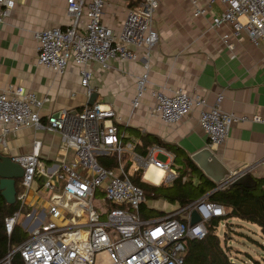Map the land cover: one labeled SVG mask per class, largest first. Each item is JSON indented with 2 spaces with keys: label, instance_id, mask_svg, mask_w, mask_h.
I'll list each match as a JSON object with an SVG mask.
<instances>
[{
  "label": "built area",
  "instance_id": "2783aa9c",
  "mask_svg": "<svg viewBox=\"0 0 264 264\" xmlns=\"http://www.w3.org/2000/svg\"><path fill=\"white\" fill-rule=\"evenodd\" d=\"M62 1L69 22L64 28L33 33L34 63L57 75L75 66L86 96L90 94L91 78L87 64L95 63L104 69L110 61L134 62L139 58L133 50L140 51L141 58L146 59L158 42L153 17L161 0H134L135 5L125 11L117 29L101 22L108 0ZM183 1L190 5V19L210 17L206 32L226 28L219 40L229 52L233 51L234 42L245 40L253 47L264 43V0ZM213 4L219 7L218 13L212 11ZM12 7L11 0H0V23ZM146 81L144 63L135 80L132 109L139 108ZM150 96L153 105L148 110L149 116L165 125H175L197 110V125L209 147L222 145L235 123L248 120L264 126V116L245 118L222 111L221 95L209 107L196 90L188 93L175 88L168 93L150 92ZM46 102V98H38L18 86H8L0 93L1 145L4 146L9 134L29 127L59 136V158L50 166L39 159V142L32 144L29 154L11 157L22 169L21 191L15 192L18 208L4 218L3 230L8 237L14 226L21 223L28 234L0 264H10L13 253L18 254L21 264H94V254L99 251H105L110 264H181L185 240H201L210 219L224 217L223 207L204 195L159 217L140 219L139 205L144 202V195L129 181L128 171L131 167L132 175L141 171V181L151 184L142 177L152 166L163 172L159 184H171L177 177L173 155L167 154L168 161L160 162L153 154L161 152L157 146L144 156L134 152V144L124 141L118 132L114 122L120 118L108 105L93 102L78 111L64 108L50 111L42 122L39 111ZM68 153L70 161L65 159ZM98 158L102 162L112 160L115 166L103 167ZM247 172L246 169L229 174L214 191L231 185ZM32 188L39 206L27 211V192ZM96 191L103 195L101 202L109 205L105 220L99 219L91 203ZM193 211L199 221L190 225Z\"/></svg>",
  "mask_w": 264,
  "mask_h": 264
},
{
  "label": "crops",
  "instance_id": "0c3cea01",
  "mask_svg": "<svg viewBox=\"0 0 264 264\" xmlns=\"http://www.w3.org/2000/svg\"><path fill=\"white\" fill-rule=\"evenodd\" d=\"M11 1L13 7L0 23V93L8 86H18L38 98H46L48 102L39 111L42 122L50 111L63 108L78 111L87 106L88 96L79 85L75 66H69L63 75H57L34 63L32 35L44 29L67 26L69 17L64 2ZM134 5V0H108L101 22L117 29L125 11ZM211 9L219 12L215 4ZM209 21L208 15L190 19V5L183 0H161L153 17L158 42L148 57L143 59L140 51L133 50L139 58L134 62L110 61L104 69L95 63L87 64L86 69L91 72L90 93L95 94L94 102L113 109L120 118L114 122L118 132L124 141L134 144V152L141 156L147 152L143 155L136 151L139 141L133 132L149 134L162 143L178 147L188 158L207 146L229 174L247 169V174L255 180L264 178V126L248 120L235 123L222 145L209 147L197 125V110L189 112L175 125L162 124L148 114L153 105L150 92L168 93L182 88L188 93L200 92L208 107L214 104L217 95H221L219 108L224 112L245 118L264 116V43L253 47L245 40L234 42L233 51L229 52L219 40L226 28L206 32ZM144 63L147 64L145 92L139 108L132 109L130 101L135 80L142 73ZM34 142L40 144V161L45 166L55 163L59 158V136L40 128H23L6 136L4 146L0 144V155L10 158L27 155ZM158 149L161 152L154 151L153 154L160 162L168 161L167 154L173 155L163 148ZM65 159L70 161L71 154L68 153ZM174 168L177 170L178 166ZM164 185L170 186V183ZM26 203L27 211L39 206L33 188L27 192ZM154 203L151 209L158 212H167L176 206L163 200Z\"/></svg>",
  "mask_w": 264,
  "mask_h": 264
},
{
  "label": "trees",
  "instance_id": "16d2710c",
  "mask_svg": "<svg viewBox=\"0 0 264 264\" xmlns=\"http://www.w3.org/2000/svg\"><path fill=\"white\" fill-rule=\"evenodd\" d=\"M133 134L139 141L138 147H136V151L139 153L144 155L151 146H158L173 154V163L178 158L180 159H178L179 164L176 170L177 177L170 186H165L164 184L154 186L141 181V171L131 177L129 181L139 187L144 195V202L139 205V212L142 215L144 213L151 217H159L164 214L148 208L146 200L159 199L170 205L183 207L207 195L206 199L208 201L223 207L225 215L222 218L210 219L206 235L201 240H185L181 264H237L228 256L223 246L229 233L224 232L222 240H220L215 232V227L219 222L223 221L225 222L224 226L228 228L230 220H238L256 225L260 233L264 235V178L256 179L254 188L231 184L210 193L215 188V185L202 175L178 147L162 143L158 138L149 134H138L137 132H133ZM101 166L113 168L115 164L112 160H107L101 161ZM183 177L186 179L184 182L181 181ZM20 191L19 181H17L15 183V192L18 193ZM17 208V202L13 205H7L0 196V262L27 238L26 233L20 231L17 225L14 226L8 237L4 233V218L17 211ZM229 230L231 231L230 228ZM262 261L264 262V260ZM10 264H21L17 253L10 255ZM254 264H259V262L254 261Z\"/></svg>",
  "mask_w": 264,
  "mask_h": 264
},
{
  "label": "rangeland",
  "instance_id": "374dc122",
  "mask_svg": "<svg viewBox=\"0 0 264 264\" xmlns=\"http://www.w3.org/2000/svg\"><path fill=\"white\" fill-rule=\"evenodd\" d=\"M166 20V19H164ZM241 22L244 21L243 18L239 19ZM165 26V25H163ZM154 27L156 30V25L154 22ZM157 32V30H156ZM158 35V33H157ZM128 134V132H127ZM160 160H164L162 157H158ZM179 159V158H178ZM176 160L173 164L174 167H177L179 164V160ZM99 164L101 165V161L98 158ZM132 167L128 171L129 180L132 175ZM177 174V172H176ZM19 181V180H18ZM102 194L96 191L94 198L92 199L91 203L93 208L99 214L100 220H105V213L108 211L109 205L107 203H102ZM41 197V195L39 196ZM146 200V199H145ZM159 201V199L153 200H146V204L148 207L153 208L155 203ZM171 209V207L169 208ZM143 215H145L143 213ZM142 213H139L140 219H149L152 218L151 216L145 215L143 216ZM228 222V221H227ZM226 222V223H227ZM225 222H219L215 227V232L218 235L219 239L222 240V235L224 232L229 233L227 240L223 243L224 248L227 251L228 256L235 261L237 264H254V261L259 262V264H264L262 260L264 257V235H262L256 225L238 221V220H230L228 222L229 227L224 226ZM17 226L19 227L20 231L25 232L26 235L28 234L27 230L22 227L21 223H18ZM208 226V224H207ZM231 229V231L229 230ZM94 264H110V260L105 253V251H99L94 254L93 258Z\"/></svg>",
  "mask_w": 264,
  "mask_h": 264
},
{
  "label": "water",
  "instance_id": "95a60500",
  "mask_svg": "<svg viewBox=\"0 0 264 264\" xmlns=\"http://www.w3.org/2000/svg\"><path fill=\"white\" fill-rule=\"evenodd\" d=\"M94 100L95 94L90 93L86 102L87 106H91ZM189 160L215 186L220 184L225 177L229 176V172L207 146L190 154ZM21 176V167L13 162L10 157L0 155V196L7 205H13L15 203V183L20 180ZM232 185L254 188L256 186V180L251 175L245 173L236 178L232 182ZM212 192H214V189L210 191V193ZM198 221L199 216L193 211L190 214V225Z\"/></svg>",
  "mask_w": 264,
  "mask_h": 264
},
{
  "label": "bare ground",
  "instance_id": "6f19581e",
  "mask_svg": "<svg viewBox=\"0 0 264 264\" xmlns=\"http://www.w3.org/2000/svg\"><path fill=\"white\" fill-rule=\"evenodd\" d=\"M163 172L159 169H154L152 166L148 167L147 170L144 172L143 174V179L144 180H149L150 183L152 182L153 185H158L159 184V180L162 176ZM148 181V182H149ZM151 183V184H152Z\"/></svg>",
  "mask_w": 264,
  "mask_h": 264
}]
</instances>
